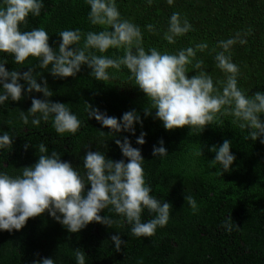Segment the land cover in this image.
<instances>
[{"label":"trees","instance_id":"obj_1","mask_svg":"<svg viewBox=\"0 0 264 264\" xmlns=\"http://www.w3.org/2000/svg\"><path fill=\"white\" fill-rule=\"evenodd\" d=\"M116 5L122 19L140 27L146 51L154 47L162 53L176 54L206 42L208 48L197 51L196 59L204 61L202 70L212 76L214 86L221 90L218 81L226 80V74L216 66L215 56L223 51L217 44L240 33L247 43L237 42L230 53H225L231 55L239 68L238 87L249 96L257 91L264 93V0H174L172 5L167 0H152L151 6L148 0H116ZM89 12L86 0H43L40 15L30 13L20 29L43 27L49 34V45L58 51L59 32L63 30L79 29L82 34L104 30V26L91 24ZM174 12L186 18L192 30L176 37L175 43H169L164 33ZM149 24L154 25V32L148 31ZM84 38L82 35L81 47ZM90 51L110 58L123 55V49L109 48L106 53ZM3 61H7L4 67L8 71L22 73L31 67L34 75L40 73L37 82L43 84L46 79L53 92L48 99L65 103L82 123L75 134L62 135L53 128L51 117L36 126L30 116L29 123L24 125L20 112L27 113L32 98L44 99V96L36 91L28 94L27 83L20 80L24 98L20 101L9 98L0 104V135L8 132L13 139L11 148L0 149V172L15 176L24 167L34 165L39 159V145L43 143L48 155L58 152L62 161L70 162L84 174L83 157L89 150L127 162L115 140L128 137L144 157L142 167L151 195L161 202H170L172 207L167 224L158 226L151 237L134 236L132 225L112 206L100 212L101 216L115 221L110 227L92 222L77 233L69 232L45 211L29 218L21 230H0V264H33L45 257L54 259L55 264H77L74 255L77 248L85 252V264H264V143L260 142L264 136L256 141L247 138L248 130L240 129L231 115L220 116L218 124L207 125L201 132L189 126L167 130L161 120L154 118L155 109L151 115H144L148 98L134 85L124 66L119 70L110 68L113 78L98 81L87 65H82L76 76L60 78L51 75V65L48 69L39 68L36 57L30 56L24 64H17L13 55L0 52V62ZM197 72L188 65L189 78ZM85 101L121 122L125 112L135 110L143 124H134V135L127 131L113 135L111 129L88 117ZM260 119L264 121V113ZM141 132L146 133L143 145L136 142ZM161 139L168 153L154 157L153 146L159 147ZM224 140L231 141L230 151L236 157L230 171H222L219 163H212L216 153L210 149L213 145L219 147ZM200 149L203 154L196 155ZM90 187L86 183L85 194ZM186 195L194 197L198 211L193 212L185 201ZM154 215L145 209L141 219L147 222ZM229 217L233 225L230 232L222 226ZM113 235L126 241L120 251H116L111 240Z\"/></svg>","mask_w":264,"mask_h":264},{"label":"clouds","instance_id":"obj_2","mask_svg":"<svg viewBox=\"0 0 264 264\" xmlns=\"http://www.w3.org/2000/svg\"><path fill=\"white\" fill-rule=\"evenodd\" d=\"M90 5L89 21L93 25L104 26L99 32L90 31L82 34L79 29L63 30L59 32L61 42L58 51L49 45V34L43 28H34L21 31L20 25L27 23L31 13L39 16L43 8V0H3L0 6V52L14 56L17 64L24 62L31 56L39 59L41 69H48L53 77L65 78L76 76L82 65L91 69V75L98 81H108L113 78L109 69H121L124 66L130 72V79L134 85L147 96L148 105L144 115L149 116L155 109V117L163 122L165 129L174 130L189 126L200 132L213 123H219L220 116L231 115L235 117L240 129L248 130V137L252 141L264 136V121L260 114L264 113V93L257 91L251 96L238 87V66L232 62L231 47L239 42L246 44L247 40L240 33L227 40L218 42L217 47L223 51L215 56L216 66L226 74V80L218 81L222 90L214 86L212 76L202 70L203 60L196 59L197 51L208 48L206 42H201L195 47H187L176 54L167 51L160 52L156 48L148 51L143 47V36L139 26L128 19H122L116 5V0H86ZM172 5L174 0H167ZM149 6L152 0H148ZM148 31L154 32L152 24L146 26ZM114 29V30H109ZM192 30V25L179 12H174L169 19L168 30L164 39L175 43V38L183 36ZM249 32L251 29L248 30ZM84 35L83 46L80 41ZM247 35V33H245ZM75 45V47H71ZM109 48L123 49V55L110 58L107 55H97L90 50L106 53ZM195 60V63L193 61ZM0 62V104L9 100L20 101L24 98V85L27 83V93L33 91L43 93L44 99L32 98L31 107L27 113L20 112V119L24 125L29 123L39 126L41 120L47 122L52 118V126L58 134H75L81 127V120L65 103L53 102V96L47 84L37 82L33 68L19 72L8 71ZM197 69L196 75L187 76L188 65ZM88 117H94L102 126L112 130V134L121 131L135 134L134 124L143 121L135 111L125 112L121 120L101 112L86 101ZM39 114V115H37ZM104 132L101 131V135ZM146 133L141 132L137 143H145ZM264 143V139L260 140ZM122 155L127 162L107 158L100 151L89 150L83 157L82 174L70 162L62 161L60 154L52 151L48 155L47 147L39 145V159L32 166L24 167L19 175L11 176L0 172V230L12 232L21 230L29 218H34L45 211L69 232L77 233L89 223L97 222L111 226L112 221L100 212L112 206L117 214L125 217L132 225L131 233L134 236L151 237L155 235L157 227H164L170 218V202H161L151 195V187L146 184L144 157L139 148L132 146L128 137L123 141L116 139ZM12 136L8 132L0 135V149L11 148ZM160 146H153V156L167 155L164 141H159ZM28 145H25L27 148ZM231 141L224 140L219 147L213 145L210 151L216 153L213 164L219 163L222 171H230V166L236 157L231 153ZM202 149L196 155H202ZM90 184V190L85 194V185ZM185 201L193 212L198 211V205L192 195H186ZM147 209L150 214H155L147 222L142 221L143 211ZM232 217L223 223L227 231L232 230ZM116 251L121 245L126 244L119 235L111 236ZM77 264H85V252L80 248L75 251ZM33 264H55V260L45 257L34 261Z\"/></svg>","mask_w":264,"mask_h":264}]
</instances>
